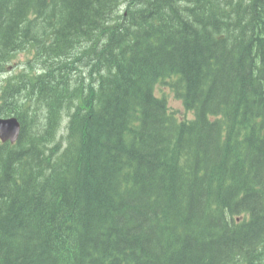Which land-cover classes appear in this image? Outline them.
Listing matches in <instances>:
<instances>
[{"label": "trees", "instance_id": "1", "mask_svg": "<svg viewBox=\"0 0 264 264\" xmlns=\"http://www.w3.org/2000/svg\"><path fill=\"white\" fill-rule=\"evenodd\" d=\"M0 77V264H264V0H0Z\"/></svg>", "mask_w": 264, "mask_h": 264}, {"label": "water", "instance_id": "2", "mask_svg": "<svg viewBox=\"0 0 264 264\" xmlns=\"http://www.w3.org/2000/svg\"><path fill=\"white\" fill-rule=\"evenodd\" d=\"M20 132V123L16 118L1 119L0 118V137L3 140L15 141Z\"/></svg>", "mask_w": 264, "mask_h": 264}, {"label": "rangeland", "instance_id": "3", "mask_svg": "<svg viewBox=\"0 0 264 264\" xmlns=\"http://www.w3.org/2000/svg\"><path fill=\"white\" fill-rule=\"evenodd\" d=\"M21 57H22V54H19L18 57H17V59L19 60ZM173 104H174L175 106H178V102H174Z\"/></svg>", "mask_w": 264, "mask_h": 264}]
</instances>
